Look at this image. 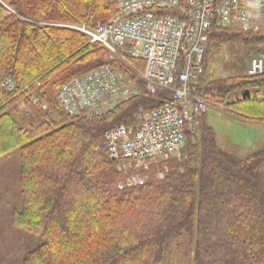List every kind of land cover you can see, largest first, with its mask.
Wrapping results in <instances>:
<instances>
[{
    "label": "trees",
    "instance_id": "trees-1",
    "mask_svg": "<svg viewBox=\"0 0 264 264\" xmlns=\"http://www.w3.org/2000/svg\"><path fill=\"white\" fill-rule=\"evenodd\" d=\"M115 12L113 0H0V83L15 82L0 86V264H264V146L239 156L204 124L163 178L153 168L145 184L120 189L106 131L170 93L150 95L141 81L138 95L100 115L63 110L60 85L107 52L68 25L94 28ZM232 41L264 45V28L216 27L209 43ZM202 85L230 112L264 119V74ZM32 94L46 109L18 108Z\"/></svg>",
    "mask_w": 264,
    "mask_h": 264
},
{
    "label": "built area",
    "instance_id": "built-area-1",
    "mask_svg": "<svg viewBox=\"0 0 264 264\" xmlns=\"http://www.w3.org/2000/svg\"><path fill=\"white\" fill-rule=\"evenodd\" d=\"M116 12L96 27H73L106 50V62L60 85L57 99L70 117L95 116L139 94L142 81L150 95L170 93L155 108L140 107L131 124H115L105 133L110 156L130 177L120 189L143 184L138 173L150 162L182 156L188 132L197 130L214 102L198 91L203 84L204 60L216 27H257L264 0H113ZM142 60L138 67L133 60ZM120 60L134 74L114 66ZM248 75L264 74V53L253 56ZM0 86L11 91L15 82ZM31 103L46 108L32 94Z\"/></svg>",
    "mask_w": 264,
    "mask_h": 264
},
{
    "label": "rangeland",
    "instance_id": "rangeland-1",
    "mask_svg": "<svg viewBox=\"0 0 264 264\" xmlns=\"http://www.w3.org/2000/svg\"><path fill=\"white\" fill-rule=\"evenodd\" d=\"M81 25L85 24L82 23ZM263 28L264 16L259 19L257 27L247 29L240 27L242 31L252 33H256ZM260 53H264V45L262 44L246 45L240 41H232L222 45L213 44L212 42L209 43L204 60L203 85H207L208 82L226 77L244 75L248 69L250 59L256 54ZM104 62H106L105 57L103 63ZM256 94L258 96L264 97V86H262ZM205 95L212 101L219 102L221 104L220 97H212L211 94ZM249 95L250 91H244L241 94L242 97H247ZM17 106L21 111L29 114H33L34 107L46 109L42 106H35L34 104L30 103L29 100L24 98L18 101ZM137 110H139V108ZM81 117L88 118V116ZM204 124H208L213 128L219 145L223 147L231 146L235 153L239 156L245 155L264 146V119H258L257 121L245 120L240 115L225 110L220 106H210L208 111L204 114L197 130L194 131L195 135H200ZM190 138L193 140V136L189 135V137L187 136V142L190 140ZM183 156L184 153H182V156L180 157H170L167 159H160L158 161L150 162L145 167L143 166L142 169L136 173H138L140 177L143 178V184H145L146 181L151 178V172H153V168H155L154 175L158 179H161L168 173L169 167L167 166L166 161L171 158L180 160ZM162 163L163 165H161ZM117 170L124 175V179L121 182L126 181L131 175H133L131 173L125 174V172L120 171L118 167Z\"/></svg>",
    "mask_w": 264,
    "mask_h": 264
}]
</instances>
